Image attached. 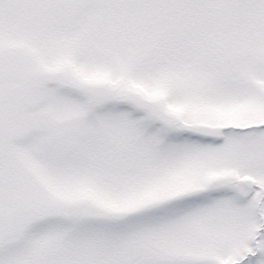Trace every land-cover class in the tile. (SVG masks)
Returning a JSON list of instances; mask_svg holds the SVG:
<instances>
[{"label":"snow or ice","instance_id":"obj_1","mask_svg":"<svg viewBox=\"0 0 264 264\" xmlns=\"http://www.w3.org/2000/svg\"><path fill=\"white\" fill-rule=\"evenodd\" d=\"M0 264H264V0H0Z\"/></svg>","mask_w":264,"mask_h":264}]
</instances>
